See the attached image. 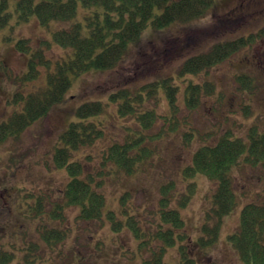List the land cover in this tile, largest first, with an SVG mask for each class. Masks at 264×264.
<instances>
[{"label": "trees", "instance_id": "obj_1", "mask_svg": "<svg viewBox=\"0 0 264 264\" xmlns=\"http://www.w3.org/2000/svg\"><path fill=\"white\" fill-rule=\"evenodd\" d=\"M213 2L81 0L87 11L82 19L73 20L77 13V0H16L18 19L27 20L34 15L45 26L57 20L59 23L52 36L58 45L70 47L71 53L57 59L53 69L46 72L44 87L23 96L21 108L14 111L8 120L0 122V143L10 136L17 138L25 128L45 115L52 105L63 101L76 77L92 70L115 68L126 54L127 45L137 42L145 27L159 30L172 23H187L203 16ZM8 6L9 0H0V28L9 21L11 13ZM245 43L243 37L214 43L206 52L183 60L175 73L167 78L155 79L136 88L119 86L107 93L106 100L81 103L75 110L77 120L70 122L61 133L59 144L54 146L49 161L45 162L47 166L50 162L52 168L65 172L64 186L57 190L56 195L51 191L19 189L15 194L16 200L14 198L12 202L16 214L35 222L33 234L37 235V240L23 237L17 242L8 241L7 237L17 236L14 233L16 227L10 223L8 228V218L0 222V264L60 263L64 257L59 245L72 231L66 230L65 224L68 220L66 210L71 209L76 210L74 223L93 221L96 226H102L107 221L116 232L123 228L131 232L137 240V251L131 253V258L136 255L139 258L131 264H195L189 247L196 243L190 241L179 211L171 207V202L175 200L181 207L187 205L195 182L187 181L188 190L178 192L180 189L176 188L178 183L174 179L182 172L184 177L200 173L215 181L197 240L201 246H212L221 227L222 216L237 206L234 191L237 188L231 168L239 165L252 169L262 165L260 168H264V133L257 135L253 128L246 136L249 142L241 137L232 138L230 129L219 136L212 135L216 137L213 142L197 146L189 163L177 171L174 178L160 183L158 199L152 207L142 203L132 205L136 192L131 194L129 191H123L118 196L116 208L109 207L105 190L109 184L123 183L145 172L146 168L161 165L158 144L177 131L178 109L184 106L194 110L200 103L201 95L210 96V91L206 89L208 83L199 84L194 81L195 78L230 57ZM16 47L19 50L29 48L23 39L17 40ZM42 59L39 51L30 54L28 72L23 80L37 76V66ZM46 62L48 64L49 61ZM235 78L240 84L253 80L247 75ZM163 102L167 110L159 113L155 106ZM105 120L111 123L107 127ZM158 121L162 124L152 131ZM190 128L181 135L185 145L191 142L195 133L200 135L194 131L196 129ZM204 135L209 137L211 133ZM261 161L263 164H260ZM4 189L6 187L0 190ZM241 190L246 192L244 187ZM259 190H252L256 199H259ZM4 207L0 205V213L5 211ZM90 236L94 249H101L103 243L97 233ZM227 238L243 264H264V199L242 206L239 225ZM176 240L182 242L178 246L180 261L166 263L163 260L166 248ZM204 264L216 263L208 260Z\"/></svg>", "mask_w": 264, "mask_h": 264}, {"label": "rangeland", "instance_id": "obj_2", "mask_svg": "<svg viewBox=\"0 0 264 264\" xmlns=\"http://www.w3.org/2000/svg\"><path fill=\"white\" fill-rule=\"evenodd\" d=\"M8 10L11 13L9 21L0 28V122L8 120L14 111L21 108L23 96L44 87L46 72L53 69L57 59L71 53L70 47L58 45L52 36L59 23L57 20H52L45 26L40 24L34 15L27 20L18 19L16 0H9ZM86 11L87 8L82 6L81 0H77V13L73 20L82 19ZM262 25L264 0H214L203 16L187 23H172L159 30L145 27L140 39L127 45L126 54L115 68L92 70L76 77L67 89L63 101L52 105L45 115L25 128L17 138L10 136L0 143V189L6 187L0 190V205L6 208L0 213V222L3 223L8 218V228L10 223H14V233L17 235L7 237V240L17 242L23 237L37 240V235L33 234L35 222H29L20 214H16L13 206L15 194L22 189L51 191L56 195L57 190L64 186L65 172L52 168L50 162L47 166L45 162L49 161L54 146L59 144L61 133L70 122L77 120L75 110L81 103L106 100L107 93L119 86L136 88L155 79L167 78L175 73L178 65L186 58L206 52L214 43L234 40L256 32ZM19 39L25 40L29 48L19 50L16 47ZM243 50L244 48H239V53H233L195 78L194 81L199 84L208 83L206 89L210 91V96L201 95L200 103L194 110H188L184 106L178 107L177 131L170 133L166 140L158 144L161 165L146 168L145 172L126 179L123 183L109 184L105 190L109 207H117L118 196L123 191H129L131 194L136 192L132 205L139 206L142 203L152 207L158 199L160 183L174 178L176 172L189 163L197 146L215 140L216 137L212 135L219 136L230 129L232 138L241 137L246 141V132L250 125H256L259 130L264 127V72L248 69L250 67L243 59L254 53H243ZM38 51L42 53L43 59L37 66V76L23 80L28 72V57ZM242 75L255 77L258 87L253 89L249 111L238 114L243 104H248L243 101L239 90L241 85L235 78ZM184 85L185 83L182 88ZM155 107L159 113L167 110L165 102ZM235 110L237 112H234ZM104 118H107V115L104 114ZM109 124V120H105V126ZM161 124L162 122L158 121L152 131H156ZM190 127L196 129L194 131H198L200 135L195 133L191 142L185 145L181 135L190 131ZM208 132L211 133L209 137L204 135ZM231 171L237 188L234 190L237 206L232 212L222 216L216 240L209 247L201 246L197 240L201 235L208 196L215 181L200 173L184 177L182 172L174 179L176 184L178 183L176 188L181 190L178 192L188 190L187 181L195 182L187 205L181 207L176 200L171 202V207L176 208L184 220L190 241L196 243L189 247L190 254L196 260L195 264H204L208 260H213L216 264H243L227 237L239 225L242 206L247 202H260L264 199V168L258 166L252 169L239 165L237 168L233 166ZM243 187L245 193L241 190ZM255 189H260L257 193L260 194L259 199L255 198L252 191ZM66 212V230L72 231L59 245L64 259L58 264H131L139 260L137 255L134 259L131 258V253L137 251V240L126 228L117 233L110 228L107 221L102 226H96L93 221L74 223L76 210ZM91 233H97V237L102 240L103 246L97 251L91 245ZM3 235L6 236V233ZM180 243L182 244L176 240L166 248L163 256L166 263L180 261Z\"/></svg>", "mask_w": 264, "mask_h": 264}, {"label": "flooded vegetation", "instance_id": "obj_3", "mask_svg": "<svg viewBox=\"0 0 264 264\" xmlns=\"http://www.w3.org/2000/svg\"><path fill=\"white\" fill-rule=\"evenodd\" d=\"M262 27H264V25H262L256 32L242 36L246 41L245 45L242 48H244L243 53H254L252 55L250 54L248 57H244L243 59V61L246 62L247 66L250 67L248 69H258L261 72H264V31ZM237 51L235 53H239ZM247 76L252 77L251 75H247ZM252 79H253L252 81L249 82L245 81L243 82V84L238 83L241 85L239 90L242 93L240 95L243 97V101L248 102V104L247 103H245V105L243 104V107L241 106L242 109L238 107V109L240 108L239 112H237L236 110L234 111L237 112L238 114H242V112L243 114H245L247 111H249L251 107L250 101L252 99L253 89H256L258 87L257 83L255 82L257 81L256 78L252 77ZM243 93L245 94L244 96ZM253 128L255 129L257 135H261L262 133H264V127L261 130H259L256 128V125H250L247 132L245 131L246 136L249 134V131L252 130ZM246 140L247 142H249L248 139ZM260 164H263V161H261Z\"/></svg>", "mask_w": 264, "mask_h": 264}]
</instances>
